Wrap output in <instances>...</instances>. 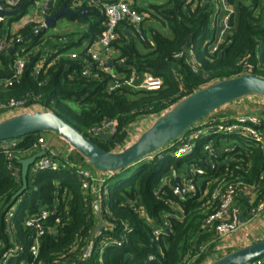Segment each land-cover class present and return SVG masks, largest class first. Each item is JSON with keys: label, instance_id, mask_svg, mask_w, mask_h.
<instances>
[{"label": "trees", "instance_id": "obj_1", "mask_svg": "<svg viewBox=\"0 0 264 264\" xmlns=\"http://www.w3.org/2000/svg\"><path fill=\"white\" fill-rule=\"evenodd\" d=\"M113 1L95 0L94 5L77 8L69 0H59L58 6L64 3L70 10H86L83 17L63 16L84 24L81 32L59 35L43 28L34 33L38 24L29 23L11 33V24L34 0H25L20 14L0 20V39L19 37L15 49L21 48L26 60L19 79L3 85L2 81L13 73L15 52L0 55V105L11 100L38 104L75 126L100 148L111 150L123 128L141 117H157L181 98L208 85L206 82L245 73L264 77V0H225L232 12L215 52L209 46L220 30L222 9L215 14L213 4L206 0L188 4L186 0H152L138 5L133 0L131 7L145 14L140 25L143 40L122 19L111 44V66L124 78L132 72L149 73L159 78L161 85L149 91L109 90L108 73L94 70L92 75L82 76L80 72L85 62L91 63L84 46L104 30L100 10ZM149 19L159 22L168 35L149 29L148 37L143 23ZM69 51H76L77 58H51ZM43 59L42 68L35 72V65ZM69 101L77 107L72 108ZM107 120L116 124L113 138L104 140L90 133ZM41 134L16 138L17 145L8 148V153L0 150V264H207L231 251L216 250L215 234L204 227L207 216L219 205L218 198L212 199L213 192L221 191L225 182L242 180L259 185L258 198L264 194V179L259 178L264 163L260 148L240 136H220L213 138L220 163L213 171L206 168L207 179L197 183L196 192L184 194V201L171 191L172 172L184 173L192 162L203 159L200 147L187 159H175L172 147H168L160 151L161 157L155 155L124 169L105 174L93 170L101 182L86 179V186L76 169L84 159L77 153L80 161L57 154L55 158L65 159L67 168L29 172L27 189L15 198L22 185L18 159L35 153ZM226 145L235 148L223 152ZM95 201L105 223L100 229ZM42 210L49 215L40 220L42 234L37 237V229L25 221L39 216ZM163 218L169 231L154 236L152 232ZM97 231L100 234L95 236ZM88 243L93 249L84 256ZM34 244L35 254L31 250ZM258 261L264 263V256Z\"/></svg>", "mask_w": 264, "mask_h": 264}, {"label": "built area", "instance_id": "obj_2", "mask_svg": "<svg viewBox=\"0 0 264 264\" xmlns=\"http://www.w3.org/2000/svg\"><path fill=\"white\" fill-rule=\"evenodd\" d=\"M24 1L25 0H0V4L6 10H13L23 4ZM37 1V3H39L40 5L38 9V13L40 15L39 20L35 22V10L32 14H24L16 22H13L11 24V33H14L19 27L29 23H37L38 25L36 27L43 26V18L52 14V4L55 0ZM94 1L95 0H69V3L72 7H77L81 3L94 5ZM192 1L195 0H186V3L188 4ZM206 1L213 4L215 14L219 9H222L223 11L219 20L220 30L215 35V40L213 41V43H211V45L209 46L210 51L215 52L217 50L218 44L223 39L225 29L228 27V17L232 10L227 5L225 0ZM33 5H35V0ZM100 11L104 16V30L102 35H100L96 40L84 46L85 52L90 56L91 63L85 62L80 72L81 75H92L91 73L94 70H100L101 72L108 73L111 77V85L108 88L109 90L130 88L149 91L159 88V86L161 85L160 79L154 77L149 73H142L138 75L132 72L129 77L124 78L123 76L115 73L112 66L109 67L107 65L108 61H111V44L118 36L117 29L119 27L120 21L122 19L127 20V22L132 25L133 31L138 36L139 40H143L140 31V25L145 14L137 12L134 8H132L130 0H114L112 3L103 5ZM0 20H2V18H0ZM19 42V37L0 39V55L4 54L7 51L10 52V49H12L11 52H15V59L12 64L13 73L9 78L2 81L3 85H9L12 82L17 81L25 68L26 60L22 55V49L19 47L15 49V46H17V43ZM61 56L68 57L69 59H76L77 52L69 51L61 54L56 53L52 57H50L55 60ZM189 56L191 57L190 62H195L193 54H190ZM44 61L45 59L41 60L35 65V72H38L42 68ZM121 62H123V60H121ZM34 109L40 110L42 109V107H40L38 104H28L25 100H11L0 105V116L6 117L22 111H34ZM124 129L125 128H123L121 132ZM116 132V124L112 120L103 121L100 125L93 127L90 131V133L96 137H102V135H106L107 140L113 138ZM220 136H240L245 141L254 143L264 154V117L251 113L249 111H241L238 115H235L233 113V115L222 116L220 112H217V110H215L208 116L198 121L182 137L171 143L168 147H172L171 154L175 159L189 158L197 147H200L201 152L205 155L204 158L200 159L198 163L192 162L184 173L176 174L175 171L172 172L173 178L175 176L180 177L181 182L186 190L185 193H183L176 184H173L170 187L172 193L178 196L180 200H185L184 194L196 192L197 183H200L204 179H207L204 177L208 173L206 170L207 167L209 168V170L213 171L220 163L218 161L219 157L216 154V148L213 145V138ZM17 141L18 140H16V138L12 139L9 144L0 141V150L8 153V148L16 146L18 143ZM35 146H37V152L40 150H44L45 154L42 157L37 158L32 163L29 172H37L38 170L43 169L59 170L67 168L65 159L55 158L57 153L51 151L46 147V140L43 136H40L37 139ZM234 148V145H226L222 150L223 152L228 153L233 151ZM162 150L148 155L144 160H151L155 155H157V157H161L159 153ZM110 151H116L115 140L113 141ZM225 158L227 162V158H229V155L225 156ZM77 168L79 167L77 166L76 169ZM78 173L83 176L84 186L87 185V181H85L86 179L97 181L98 184H100L101 182V180L99 179L91 178L83 171H78ZM259 178L260 180L264 179V163ZM215 180L216 179H214V181ZM258 192L259 185L257 183L248 184L244 183L242 180H231L225 182L221 191L213 192L212 199L218 198L220 200L219 205L217 206L215 211L207 216L204 222V227L210 229V231H213V233L215 234L216 250L222 248L220 242L223 241L226 236L234 233L243 223V221L257 216L264 210V194L261 198H258ZM178 208L179 207H177V209ZM48 215V211L42 210L39 216H31L25 221V224L27 226H34L37 229L38 237V235L42 234L40 220L45 219ZM165 229H169L168 222L165 218H163L162 222L158 226V229H155L152 234L154 236H158L160 233L165 232ZM99 234L100 232L97 231L95 236ZM37 237L34 239L35 242ZM112 243L116 245L121 244L119 241H112ZM35 245L36 244H34L31 248L33 254H35L36 252ZM203 248L204 247H201V249ZM92 249L93 244L88 243L84 251V256H89ZM149 258L151 259V257ZM261 262L262 261L255 260L248 264H264ZM187 264H189V262Z\"/></svg>", "mask_w": 264, "mask_h": 264}, {"label": "water", "instance_id": "obj_3", "mask_svg": "<svg viewBox=\"0 0 264 264\" xmlns=\"http://www.w3.org/2000/svg\"><path fill=\"white\" fill-rule=\"evenodd\" d=\"M23 8L24 3L13 10H6L0 4V18L18 15ZM84 12H86L85 9L81 11L68 10L63 4L55 13L45 16L43 26L36 27L34 33L43 28L54 27L56 21L64 15L83 17ZM11 51L12 49H10V53ZM107 65L111 67V61H108ZM249 95L264 97V77L245 73L208 84L181 98L167 111L155 117L134 141L119 151L100 148L88 136L66 122L58 114L42 109L22 111L0 119V141L9 144L12 139L28 134L49 133L75 150L94 171L105 174L141 162L148 155L154 154L178 140L198 121L218 108ZM102 138L107 140L106 135H102ZM44 154L45 151L40 150L28 157L18 159L22 185L15 193V198L27 189L30 166ZM173 182L185 193V187L179 176H175ZM94 208L96 219L102 222L99 203L96 201ZM168 231V229H165V232ZM263 256L264 237L233 249L207 264H248Z\"/></svg>", "mask_w": 264, "mask_h": 264}, {"label": "crops", "instance_id": "obj_4", "mask_svg": "<svg viewBox=\"0 0 264 264\" xmlns=\"http://www.w3.org/2000/svg\"><path fill=\"white\" fill-rule=\"evenodd\" d=\"M37 2L38 1L36 0L35 1V22H37L40 18V15L38 13V9L40 5ZM58 2L59 0H55L53 2L52 14L55 13L57 10H59L61 6L64 4L62 3V5L58 6ZM130 3L132 4L133 0H130ZM138 4L139 3H137V5ZM81 7H83V3L77 6V8H81ZM72 11H75V10H72ZM111 52L113 54L114 51L111 50ZM230 104L231 105L229 106L224 105L223 107H221V109L220 108L217 109V112H220L222 116H228V115H233V113L235 115H238L241 111H249L251 113L264 117V97H256V96L249 95V96H246ZM142 121L143 120H141L140 123L134 122L130 126H126L125 129L123 130V133L121 132L122 134L120 133L118 135V137L115 139V150L116 151L122 149L123 147L127 146L129 143L134 141L137 135L143 129L147 127L146 126L147 124H144L147 120L143 122ZM45 140H46V147L50 149L51 151L57 153L58 155L64 158H70L72 160H74L72 157L80 159L81 156L75 150L68 147V145L64 141L54 137L52 134L46 133ZM81 162H82L81 166L83 167L85 166V164H87L85 160ZM97 178L99 177L97 176ZM263 237H264V210L257 216L249 220L243 221V223L238 227V229L234 233L226 236L223 239V241L220 242V245L222 246V248L219 249V251L226 252L229 249L232 250V249L244 246L246 244L252 243Z\"/></svg>", "mask_w": 264, "mask_h": 264}, {"label": "rangeland", "instance_id": "obj_5", "mask_svg": "<svg viewBox=\"0 0 264 264\" xmlns=\"http://www.w3.org/2000/svg\"><path fill=\"white\" fill-rule=\"evenodd\" d=\"M148 2H152V0H137L136 3H145L147 4ZM86 3H83V6L85 5ZM66 9H68L66 6H65ZM35 10V5L33 4H29L26 6L25 10H24V14H32V12ZM70 10V9H68ZM77 11H81L80 9L77 10ZM56 25H54V27H50L49 29V33H57L59 35L61 34H65V33H70V32H81V30L83 29V26L84 24L82 23H79L78 21L74 20V21H69L68 19H66V17H61L59 18L57 21H56ZM143 26L145 27V29L147 30V35L149 37V29H154V30H157L161 33H163L164 35L167 34L168 35V31L162 26L160 25L159 22H157L156 20L154 19H149V20H145L144 23H143ZM141 41V40H140ZM137 46L138 48L141 47V44L140 42H137ZM210 48V47H209ZM210 50V49H209ZM205 84H209V82H206ZM126 89H130V88H126ZM130 90H138V89H130ZM69 104L71 105L72 108H76L77 105L75 102L73 101H69ZM231 105V104H229ZM227 105V106H229ZM35 110V109H34ZM4 117V116H2ZM2 117H0V119H2ZM154 118H151V117H141L139 119H137L135 121V123H140L141 120L143 121H146L144 124H147L146 126H148L151 121L153 120ZM142 121V122H143ZM134 123V122H133ZM132 124V123H131ZM131 124H129L128 126H130ZM121 132V131H120ZM123 133V131H122ZM121 133V134H122ZM78 157V156H77ZM74 160L73 161H79L80 159L79 158H75V157H72ZM78 171H83L84 173L88 174L91 178H94V179H98L96 178V173L93 171V169L91 168V166L89 164H85V166H81V163L78 164ZM80 169V170H79ZM98 202V201H96ZM100 211V209H99ZM95 215H96V210H95ZM31 217V216H30ZM98 221V220H97ZM103 226H105V223L102 221V222H99L97 223V227L100 229L102 228ZM35 239V238H34ZM223 252V251H222ZM262 263V262H261Z\"/></svg>", "mask_w": 264, "mask_h": 264}, {"label": "flooded vegetation", "instance_id": "obj_6", "mask_svg": "<svg viewBox=\"0 0 264 264\" xmlns=\"http://www.w3.org/2000/svg\"><path fill=\"white\" fill-rule=\"evenodd\" d=\"M45 134H46V133H43V134L39 135V136L37 137V139H38L40 136H43L44 139H45ZM37 139H36V142H37Z\"/></svg>", "mask_w": 264, "mask_h": 264}]
</instances>
